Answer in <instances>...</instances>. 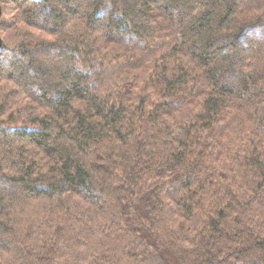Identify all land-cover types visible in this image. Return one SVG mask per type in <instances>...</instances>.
I'll return each mask as SVG.
<instances>
[{
    "label": "trees",
    "instance_id": "16d2710c",
    "mask_svg": "<svg viewBox=\"0 0 264 264\" xmlns=\"http://www.w3.org/2000/svg\"><path fill=\"white\" fill-rule=\"evenodd\" d=\"M0 264H264V0H1Z\"/></svg>",
    "mask_w": 264,
    "mask_h": 264
},
{
    "label": "water",
    "instance_id": "95a60500",
    "mask_svg": "<svg viewBox=\"0 0 264 264\" xmlns=\"http://www.w3.org/2000/svg\"><path fill=\"white\" fill-rule=\"evenodd\" d=\"M1 15H2V7H1V0H0V19H1ZM2 46V39L0 36V47Z\"/></svg>",
    "mask_w": 264,
    "mask_h": 264
}]
</instances>
